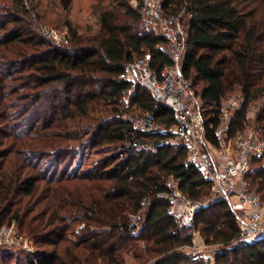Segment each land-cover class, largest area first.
<instances>
[{"label": "trees", "instance_id": "1", "mask_svg": "<svg viewBox=\"0 0 264 264\" xmlns=\"http://www.w3.org/2000/svg\"><path fill=\"white\" fill-rule=\"evenodd\" d=\"M73 1L0 0V228L14 221L36 249L19 255L0 247V264H123L132 243L144 244L152 264H208L192 260V232L168 213L170 182L202 202L206 180L173 135L141 132L124 118L136 109L165 126L175 122L148 89L118 79L145 54L158 72L170 65L163 36L143 27L130 0H93V26L72 19ZM164 6L187 17L181 73L202 102L210 143L219 142L220 102L234 85L244 104L227 134L246 129V106L261 99L254 129L264 135V23L235 0ZM45 30L64 33L67 42L56 43ZM87 151L104 156L73 171ZM247 178L257 194L264 191L263 169ZM193 223L217 247L212 263L264 264V236L240 239L226 200L208 202Z\"/></svg>", "mask_w": 264, "mask_h": 264}, {"label": "built area", "instance_id": "2", "mask_svg": "<svg viewBox=\"0 0 264 264\" xmlns=\"http://www.w3.org/2000/svg\"><path fill=\"white\" fill-rule=\"evenodd\" d=\"M144 28L160 31L168 50L171 64L158 72L151 63V56L145 54L125 65L118 76L119 80L140 85L148 89L153 97L172 110L174 124L165 126L157 122L154 115L144 112L135 119L124 116L132 126L144 133L166 132L184 145L188 153L187 162L194 166L206 180L209 191L221 199L235 197L239 238L247 239L264 236V201L250 188L247 176L253 162L264 160V135L254 128L245 129L229 136L226 127H222L231 112L236 113L244 104V97L239 96L220 102L222 123L220 139L217 145L210 143L206 136L202 102L189 88L181 73V62L187 50L184 25L181 22L184 11L172 15L164 6V0H134ZM45 36L56 43H66L63 35L54 30H45ZM264 170V165L261 167ZM168 213L185 228L191 227L194 216L208 202H194L177 189L175 182L169 183ZM13 228H0V247H13L21 240L13 233ZM194 245L187 249H193ZM192 260L207 258L196 254Z\"/></svg>", "mask_w": 264, "mask_h": 264}, {"label": "rangeland", "instance_id": "3", "mask_svg": "<svg viewBox=\"0 0 264 264\" xmlns=\"http://www.w3.org/2000/svg\"><path fill=\"white\" fill-rule=\"evenodd\" d=\"M92 1L93 0H74L73 1L71 17H72V19H74L75 22H77L78 24H80L82 26H93L92 20H90L89 16H88V9H89V6L92 3ZM133 1L134 0H130L129 5L133 8H135ZM235 3L237 5V7L240 10H242L245 14L252 13V14H254V17L256 18V20L264 23V0H235ZM119 14H122V12L120 11ZM186 18L187 17L185 15L182 16V18H181V22L183 23V25L185 23ZM62 35H64V33ZM80 35H83V34L80 32ZM197 85H200V83H198ZM197 87H199V86H197ZM240 93H241L240 87L238 85H234L232 89L227 91L224 99L229 100L231 98H235V97H237V95L239 96ZM260 104H261V99H258L257 101L248 103V105L246 106V110H247L246 129L255 128L254 120H255L256 113L258 112V110L260 108ZM142 113H144V112L133 109L131 111L129 117L132 119H135L138 116H140ZM233 114H234V112H231L229 114V116L225 120H223V124H222L223 128L226 127L227 122L230 120V118L232 117ZM102 156H104L102 153L89 154V152L87 151L85 153V156L81 160L75 159V161H74L75 166L73 167V171H75L78 167L80 169L81 166H82L81 170H86L87 168H91L92 165L95 164L96 160H98ZM263 165H264V160H262V161L257 160L255 162H253L252 170L259 169V168L261 169V167ZM250 179L248 180V178H247L248 184L251 183ZM250 188L252 190L255 189V187L253 186L252 183L250 184ZM258 194L264 201V191L258 192ZM218 198H221V197H219L218 195H214V193L210 190L208 197L204 198L203 200L208 201L209 199L215 200ZM224 200L227 201L230 209L234 213H236V215H237V212H236V209L234 206L235 197H231L230 199L225 198ZM135 220H136V218L132 219V217H131V221L133 223H135L136 227L140 226V223L138 221H135ZM5 226H8V227L12 226L13 231H14L13 233H15L18 236V238L21 239L19 241L18 245H15L11 248V250L14 253L20 255L21 253H34L36 251L35 246L32 243V241L28 237L24 236L21 233L18 225L14 221L11 224L5 225ZM193 226H194V223L191 224V227L185 228V229H187V231H191L193 234L194 248L190 249V250L187 249L189 255L196 254V255H199L200 257L204 256L205 258H207L208 264H215V262L212 263V260L214 259V256L217 253L216 252L217 247L213 246V245L206 244L205 239L202 236V234L200 232H198V229L195 231L193 229ZM92 229H93V227H92ZM132 245L135 246L134 249L130 250L128 252H125L122 255L121 261L123 260V264H152V261L154 258H151L150 256H148L147 253H143V249H144L143 245L144 244H142V243L133 244L132 243ZM14 260L15 259L13 258L12 260L9 261V263L13 264ZM18 260H22V259L18 258ZM96 264H109V263L106 260L99 259L96 262Z\"/></svg>", "mask_w": 264, "mask_h": 264}]
</instances>
